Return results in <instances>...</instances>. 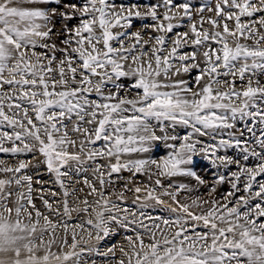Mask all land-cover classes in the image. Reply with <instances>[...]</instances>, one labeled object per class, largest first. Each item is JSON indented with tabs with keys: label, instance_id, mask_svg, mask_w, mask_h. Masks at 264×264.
Masks as SVG:
<instances>
[{
	"label": "snow or ice",
	"instance_id": "6c2138e0",
	"mask_svg": "<svg viewBox=\"0 0 264 264\" xmlns=\"http://www.w3.org/2000/svg\"><path fill=\"white\" fill-rule=\"evenodd\" d=\"M185 19L188 30L177 31ZM134 153L140 158H126ZM0 154L32 157L0 159V251H11V264L106 257L116 245H95L121 230L133 235L119 264H264V0H0ZM198 157L208 162L207 178ZM41 164L63 190L54 204L35 180L49 215L34 202L41 174L28 172ZM72 176L98 198L70 207ZM121 181L115 199L105 194ZM201 186L206 199H180ZM125 192L135 194L130 205ZM161 206L167 217L144 211ZM73 212L89 218L72 227L71 250L58 255L56 230L67 246ZM85 231L88 239L78 240Z\"/></svg>",
	"mask_w": 264,
	"mask_h": 264
},
{
	"label": "rangeland",
	"instance_id": "374dc122",
	"mask_svg": "<svg viewBox=\"0 0 264 264\" xmlns=\"http://www.w3.org/2000/svg\"><path fill=\"white\" fill-rule=\"evenodd\" d=\"M114 2L116 4H120L122 2L127 4L129 2H135V0H114ZM140 2L147 3V2H154V0H147V1L146 0H140ZM193 2L198 5L199 3L203 2V0H193ZM160 11L163 12L164 9L162 8V9H160ZM196 19H198V17ZM146 22L147 23H150V21H146ZM74 23H76V22L74 21ZM182 23H183V27L177 29V31H180V32L187 31L188 30V25L191 22L188 21L187 19H185ZM56 27L59 28L60 27L59 24H57ZM139 27H140V24L139 23H136L135 27L133 28V31H135ZM204 27L205 28H210V25L205 24ZM122 30L123 29H121V28H114V29H112L113 32H119V31H122ZM97 33L99 34V29H97ZM145 39H147V35H145ZM56 42L59 44V40H57ZM249 43H251V41H249ZM113 44H114V46H118V45L115 44V42H113ZM170 46L171 45L169 44V47ZM37 51H40V49H37ZM127 63L128 64H131V60L129 59V61ZM132 66L135 67V65H132ZM121 82L127 84V83H131V80L128 79V78H123V79L121 78ZM108 87H111V86L109 85ZM238 87H239V83H238ZM106 91H107V89H106ZM133 95H134V93H133ZM90 98L91 99H95L96 97L93 95ZM237 103H238V101H237ZM239 126L240 125L238 124L237 127H239ZM68 127H69V130H70L71 127H72L71 124H69ZM177 131H180L181 133H183L184 130L183 129H177ZM70 136L73 139H77V143H79V139L80 138H77L71 132H70ZM70 150L71 151H77L78 149H70ZM88 150H89V146H86L85 152L88 151ZM165 152H166V150L163 149V147H161L158 150H156L153 155L156 158H159L160 156L164 155ZM232 154H233L232 152H229V155H232ZM126 158L136 159V158H140V155L134 153V154H131L130 156H128ZM0 159H5V160L8 159L7 161L9 162V164H15L18 159L30 160V159H32V157H31V155H21L19 157H9L7 155L0 154ZM196 159H197L196 170L199 171V172H201V174L205 175V177L207 178L210 175V172H211V169L209 168L208 162L207 161H204L203 159H201L199 157L196 158ZM37 160H42V157L37 156ZM98 162L99 163H104V164L107 163L106 160H100ZM33 163H36V161H33ZM85 167L88 168L87 176H88L89 180H94V177H93V168L95 167V165L92 164V162H89L88 164L85 165ZM33 169H35V167H30V169L28 170V172H31V173H29V174H33V173L39 172L41 174L39 176V178L42 179L43 182L45 181L44 182V184H45V188H44L45 198L48 199L50 202H52L54 204L60 203L63 200V195H62L63 190L60 189L59 185L52 184L51 181H52L53 177H51L50 175H48L46 173V171H44V170H46L45 167H44V165L41 164L40 167H39V169H37V168L35 169L36 171L33 170ZM205 169H208V171H204ZM43 173L44 174L46 173L47 176H45V177L42 176ZM121 175L125 178V180H127L128 177L130 176V173L123 172V173H121ZM36 178H37V176L34 175V183H33V186H34L33 187L34 202L36 204V207L42 213H44V215H49V213L45 209L43 203L37 197V193L40 191V186L35 183V179ZM71 180H72V183L68 185L69 191L71 192L72 189H75L76 191L74 192V194H72L69 197V206L70 207H72V208L83 207L82 201L85 199V197L88 198V201H89L90 204L96 198H98L96 195H91V196L88 195L89 189L87 188V186H85L84 184H82V183L79 182L81 180V177H79V176H72L71 177ZM172 180L175 183H181V182H183V183H189L191 185H194V183H195L194 181H191L189 178H184V177H174V178H172ZM139 181H145L146 182V177H144V176H138L137 177V182H139ZM48 183H49V185H48ZM122 183H123V181L118 182L115 185V188L114 189L113 188L107 189L106 192H105V194L108 195L110 198L115 199V196L112 195V193H113V191H115L117 193L120 192L122 190V187H121L122 186ZM165 183H167V181H165ZM97 187L99 188V185L98 184H97ZM37 188H39V189H37ZM47 190L48 191L51 190V191L56 192L57 193L56 197L54 198V197H51V196L47 195V193H48ZM228 190H229V186L227 184L222 185V186L219 187L218 192L216 194H214V195L216 196V198H219L221 195H223L224 193H226ZM134 195L135 194L133 192H125V196L127 198V203L129 205H130L131 200L134 198ZM188 196H191L193 198L196 197V196H200V197L206 199L207 196H208V189H206L203 186H201L198 190L193 191L191 193H188V192L182 193L181 196H180V199L183 200L185 197H188ZM164 199H165V202L166 203H168V204L171 203V201L168 198L165 197ZM149 203H154V202H151L150 201ZM144 211H146L149 215L151 214L153 216H155V215L164 216V217H167L168 216L167 215L168 214L167 211L162 206L161 207H150L147 210L145 209ZM88 218H89V214L73 212L72 213V220L69 221V230L70 231H69V234L67 236V240H68L67 246H65V245L62 244V238L65 236V234H64V232L61 229L58 228L56 230L55 237H54L55 240H56V245L53 246L51 250L53 252H56L58 255H62L63 252H66V251L71 250L70 249V245H71V229H72V227L75 224H78V223H80L83 220H86ZM50 219H52L53 222L55 223L57 219H62V218H58V217H55L53 215V216H50ZM145 223H148V221H145ZM41 224H43V220H41ZM85 229L86 230L88 229V226L87 225H85ZM76 231L79 233V229L78 228L76 229ZM165 231H167V229H165ZM81 235L84 237V239H88V237H87V231H85L84 233H80L77 236V239L78 240L80 239V236ZM126 235H133V233H131V232L125 233V232H123L121 230L120 233H119V235L115 236L112 239H108L106 241H103L99 245H95V240L93 239L92 241H90L89 246L95 245L96 247L99 248V250L101 252H104V251L107 250V248H109L113 244H115L116 245L115 253L114 254H109L106 257L105 256H98V255H95V254H91V255L86 254V255H84L82 257L81 264H93V262H95V264H119V261L121 259H125L126 260V257H124L123 254L120 252V248L121 247H123L125 249V251H129V246H128V243H127V241L125 239V236ZM141 235L144 236V240H145V243L146 244L150 242V237H149V235L147 233L141 231ZM157 236L158 237L160 236V233L159 232L157 233ZM50 238H52L51 237V233L45 234L44 240H48ZM37 243H39V241H37ZM81 247H84V245L82 244ZM44 253H45V249H40L37 252V255L42 256V255H44ZM26 255H27V253H25V257H26ZM12 259H13V257H12L11 251H0V261H3V264H11ZM52 264H55V262H52ZM70 264H71V262H70Z\"/></svg>",
	"mask_w": 264,
	"mask_h": 264
},
{
	"label": "bare ground",
	"instance_id": "6f19581e",
	"mask_svg": "<svg viewBox=\"0 0 264 264\" xmlns=\"http://www.w3.org/2000/svg\"><path fill=\"white\" fill-rule=\"evenodd\" d=\"M146 1H147V0H146ZM118 3H119V2H118ZM129 3H130V2H129ZM161 9H162V8H161ZM59 26H60V25H59ZM122 79H123V78H122ZM127 82H128V81H127ZM71 126H72V125H71ZM1 156H2V155H1ZM1 158H2V157H1ZM7 160H8V159H7ZM35 169H36V168H35ZM35 169H33V170H35ZM35 171H36V170H35ZM35 171H34V172H35ZM44 171H46V170H44ZM29 173H31V172H29ZM32 173H33V172H32ZM41 173H42V172H41ZM33 174H34V173H33ZM42 176L45 177V176H47V174H46V173H45V174L43 173ZM38 178H39V177H37L36 179H38ZM36 179H35V180H36ZM39 179H40V178H39ZM44 179H45V178H44ZM40 180H42V179H40ZM46 180H47V179H46ZM48 181H49V180H48ZM44 182H45V181H44ZM46 183H47V182H46ZM48 185H49V183H48ZM35 186H36V185H35ZM33 187H34V186H33ZM36 187H37V186H36ZM37 189H39V188H37ZM47 191H48V190H47ZM35 193H36V192H35ZM33 194H34V193H33ZM46 196H47V195H46ZM37 197H38V196H37ZM35 198H36V197H35ZM38 198H39V197H38ZM38 198H37V199H38ZM54 198H55V197H54ZM39 202H40V201H39ZM146 210H147V209H146ZM45 211H46V210H45ZM148 211H149V210H148ZM150 211H151V210H150ZM156 212H157V211H156ZM150 213H151V212H150ZM150 215H151V214H150ZM167 215H168V214H167ZM155 216H156V215H155Z\"/></svg>",
	"mask_w": 264,
	"mask_h": 264
}]
</instances>
